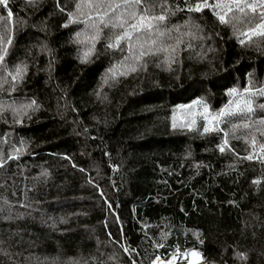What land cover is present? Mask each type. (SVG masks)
<instances>
[{
  "label": "trees",
  "instance_id": "1",
  "mask_svg": "<svg viewBox=\"0 0 264 264\" xmlns=\"http://www.w3.org/2000/svg\"><path fill=\"white\" fill-rule=\"evenodd\" d=\"M240 2L152 0L143 34L121 0L0 5V264H264V0Z\"/></svg>",
  "mask_w": 264,
  "mask_h": 264
},
{
  "label": "snow or ice",
  "instance_id": "2",
  "mask_svg": "<svg viewBox=\"0 0 264 264\" xmlns=\"http://www.w3.org/2000/svg\"><path fill=\"white\" fill-rule=\"evenodd\" d=\"M149 3H152V0H121V3H117L114 6V10L115 9H120V8H124L125 10L127 9H134L130 15L132 16V18L135 20L137 16H139V27L137 26L136 23H132L129 25V27H131L134 31L139 32L141 34L146 33V32H150L152 30H154L157 25L153 23V21H157V22H163L166 19V15L163 14L164 10L162 9V12L160 15H154L152 14V10L150 7H147V5ZM8 4V0H0V5H4L7 6ZM144 6L143 11H139V9L141 8V6ZM234 5H235V9L236 11H239L241 13L245 12L246 8H252L253 11H255L256 5H249V4H243V6L241 5L240 0H234ZM97 7H104L105 3L104 0H100V3H98L96 5ZM261 7H264V4L260 5ZM216 7H219V5H217ZM189 11H200L201 10V5H197L195 7V9L189 8ZM228 11H233L232 6L228 7ZM12 13L9 12V16H11ZM105 15H107V13H105ZM246 15V14H245ZM221 22H225L224 20V16L221 15L220 16ZM260 19L262 21L261 24L257 25L258 28H264V13L260 14ZM102 23H104L105 27H117L116 24L111 23V18L109 19V21L107 23H105L103 20L101 21ZM249 23H251V20L248 21ZM124 23H127L126 21H123L119 26L123 27ZM260 35H264V32H260ZM128 33H125V36H127ZM122 37H118V40L121 39ZM112 45H109V47H111ZM141 55H144V53L142 52ZM0 59H2V57H0ZM133 71L135 70L134 68L132 69ZM248 111H251V107L248 106ZM225 113H221L220 115H224ZM232 114V113H229ZM261 123H264V120L261 121ZM244 127H247V125H243ZM211 129L209 128H205V131H210ZM264 147V146H262ZM221 151H224V147H221ZM250 158V157H249Z\"/></svg>",
  "mask_w": 264,
  "mask_h": 264
},
{
  "label": "rangeland",
  "instance_id": "3",
  "mask_svg": "<svg viewBox=\"0 0 264 264\" xmlns=\"http://www.w3.org/2000/svg\"><path fill=\"white\" fill-rule=\"evenodd\" d=\"M187 261L186 264H201V259L200 256L197 252H190L187 254ZM172 260L170 261H165V264H171ZM158 264V261L155 263Z\"/></svg>",
  "mask_w": 264,
  "mask_h": 264
},
{
  "label": "built area",
  "instance_id": "4",
  "mask_svg": "<svg viewBox=\"0 0 264 264\" xmlns=\"http://www.w3.org/2000/svg\"><path fill=\"white\" fill-rule=\"evenodd\" d=\"M171 260H169V263H170ZM133 264H136V263H133ZM158 264H165V261H162V260H159L158 261Z\"/></svg>",
  "mask_w": 264,
  "mask_h": 264
}]
</instances>
